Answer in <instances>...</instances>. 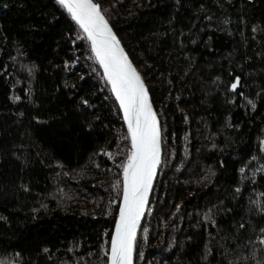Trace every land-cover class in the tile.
<instances>
[{"label":"trees","instance_id":"obj_1","mask_svg":"<svg viewBox=\"0 0 264 264\" xmlns=\"http://www.w3.org/2000/svg\"><path fill=\"white\" fill-rule=\"evenodd\" d=\"M95 2L165 124L134 264L260 259L235 237L243 245L264 228L252 203H264V174L251 170L264 164V0ZM82 36L56 0H0V260L22 251L30 264H106L127 131ZM221 237L234 255L222 256Z\"/></svg>","mask_w":264,"mask_h":264},{"label":"snow or ice","instance_id":"obj_2","mask_svg":"<svg viewBox=\"0 0 264 264\" xmlns=\"http://www.w3.org/2000/svg\"><path fill=\"white\" fill-rule=\"evenodd\" d=\"M56 3L79 27L83 33L81 39L87 40L90 46V58L98 65V69L102 70L104 84L110 88L111 95L118 106L117 114L121 116L123 124L126 126L127 146L124 149V159L116 165L120 177L118 183L122 185V191L118 202V213L114 218V230L110 234V244L104 256L106 264H134L138 230L142 227V219L149 214L150 196L156 177L161 166L166 163L165 124L161 121V114L154 108L145 79L134 66L125 47L118 39L102 5L95 0H56ZM4 7H8V5L5 4ZM205 18L212 19V17ZM253 31L256 29L254 28ZM261 55L264 56V53ZM219 79L217 77V80ZM240 85L241 77L235 76L229 86V91L237 94ZM238 94L241 97L245 96L243 92ZM15 99L19 100L20 97L17 96ZM80 103L81 106L87 108L90 101L87 98H81ZM247 104L251 105L252 109L256 108V104L252 100H247ZM36 120L39 123V117H36ZM229 126L231 127V125ZM257 150L264 153V140L257 146ZM97 155L109 159L112 157L110 151L104 152L103 150H100ZM260 159L264 160V156H261ZM95 167L99 169L100 164L96 163ZM251 170L253 175L257 172L264 174V164L253 167ZM239 171L243 173L244 167H241ZM210 174L215 175L214 172ZM241 191L240 187L234 189L236 194ZM252 203L255 205V211L264 215V203L259 201ZM180 207L181 205H176L177 210ZM227 211H231V209ZM211 215L214 213L206 215L205 219H210ZM211 222L218 226L216 220L212 219ZM246 227L244 222L238 225L240 230H244ZM143 231L147 233L148 229L144 228ZM232 238L221 237L222 256L224 257L235 254V249L230 251L226 242ZM235 239L237 240L236 247L243 250L260 246L261 258L257 259L256 252L251 251L239 262L231 260L229 264H252L253 261L255 264H264V228L259 230L258 238L255 241L249 238L247 243L241 245L238 242L239 237H235ZM43 251L47 253L49 249L45 248ZM207 255L208 253L205 254V256ZM22 257V251L14 252L11 259H7V254H5V259L0 260V264H30L28 261H22Z\"/></svg>","mask_w":264,"mask_h":264},{"label":"water","instance_id":"obj_3","mask_svg":"<svg viewBox=\"0 0 264 264\" xmlns=\"http://www.w3.org/2000/svg\"><path fill=\"white\" fill-rule=\"evenodd\" d=\"M114 30V29H113ZM115 32V31H114ZM159 172H160V170H159ZM158 176H159V173H158ZM158 176L156 177V181H157V178H158ZM156 181H155V184H156ZM154 187H155V185H154ZM154 189V188H153ZM153 192V191H152ZM152 195V194H151ZM150 198H151V196H150ZM145 218V217H144ZM144 218L142 219V221H141V225H142V223H143V220H144ZM114 224H115V222H114ZM113 230H114V226H113ZM112 230V231H113ZM138 232H139V230H138Z\"/></svg>","mask_w":264,"mask_h":264}]
</instances>
